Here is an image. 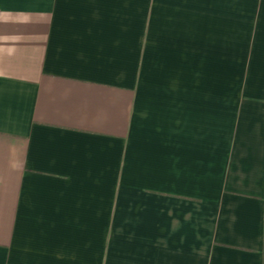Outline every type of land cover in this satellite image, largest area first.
Here are the masks:
<instances>
[{
  "label": "crops",
  "instance_id": "0c3cea01",
  "mask_svg": "<svg viewBox=\"0 0 264 264\" xmlns=\"http://www.w3.org/2000/svg\"><path fill=\"white\" fill-rule=\"evenodd\" d=\"M0 264H264V0H0Z\"/></svg>",
  "mask_w": 264,
  "mask_h": 264
}]
</instances>
